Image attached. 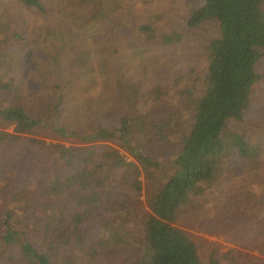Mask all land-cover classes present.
I'll return each instance as SVG.
<instances>
[{
  "label": "trees",
  "instance_id": "16d2710c",
  "mask_svg": "<svg viewBox=\"0 0 264 264\" xmlns=\"http://www.w3.org/2000/svg\"><path fill=\"white\" fill-rule=\"evenodd\" d=\"M17 1L45 9L40 0ZM87 1L93 10L102 6V0ZM80 3L74 0L88 12L87 2ZM208 21L217 23L218 33L205 38L202 24ZM138 29L145 45L178 43L187 34L206 43L208 85L193 101L178 152L165 165L142 150L137 134L147 123L143 115L121 113L114 126L80 130L0 101V264H110L109 253H122L123 245L133 264H201L194 241L175 224L180 205L223 163L249 164L251 186L264 175V147L250 144L243 132L264 83V0H195L181 33L156 24ZM20 34H14L18 41ZM31 60L29 49L23 61ZM95 61L102 69L103 57ZM11 89L17 87L0 81V94ZM262 212L233 226L264 255V207ZM245 253L231 248L223 255L253 263L256 256ZM208 264L222 263L211 252Z\"/></svg>",
  "mask_w": 264,
  "mask_h": 264
},
{
  "label": "rangeland",
  "instance_id": "374dc122",
  "mask_svg": "<svg viewBox=\"0 0 264 264\" xmlns=\"http://www.w3.org/2000/svg\"><path fill=\"white\" fill-rule=\"evenodd\" d=\"M40 1L44 11L17 0H0L4 51L0 81L18 89L1 93L0 101L14 102L33 117L80 130L96 123L114 126L121 113L143 115L147 123L137 134L141 148L168 165L180 147L182 128L191 120L193 101L208 85L206 43L187 34L178 43L145 45L138 38V28L156 24L181 33L184 16L195 0H102L98 10L82 0L80 4L87 2L88 12L74 5V0ZM202 31L205 38L217 35L218 25L205 22ZM16 32L21 33V42L14 37ZM93 36L98 44H93ZM29 49L32 60L25 63L23 54ZM102 57L105 64L99 69L95 58ZM61 67L64 75L58 73ZM128 97V103L121 104ZM245 129L250 144L264 147V83L252 100ZM42 135L46 136L45 131ZM247 167L249 164L223 163L213 179L202 183L180 205L175 224L194 241L201 264H208L211 252L222 264L264 262L261 251L246 240L238 225L233 226L247 215L263 213L259 191H264V175L258 185L251 186ZM114 175L118 178L120 169ZM144 194L143 189V200ZM121 247L122 253H109L110 264H133V258H127L128 246ZM231 248L256 256L253 263L224 257ZM66 253V258L73 256Z\"/></svg>",
  "mask_w": 264,
  "mask_h": 264
}]
</instances>
